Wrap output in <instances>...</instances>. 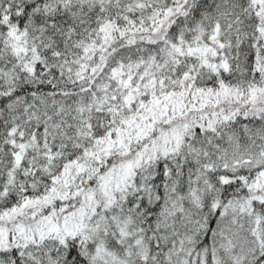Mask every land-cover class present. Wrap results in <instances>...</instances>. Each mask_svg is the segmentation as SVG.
<instances>
[{"label": "snow or ice", "instance_id": "6c2138e0", "mask_svg": "<svg viewBox=\"0 0 264 264\" xmlns=\"http://www.w3.org/2000/svg\"><path fill=\"white\" fill-rule=\"evenodd\" d=\"M0 264H264V0H0Z\"/></svg>", "mask_w": 264, "mask_h": 264}]
</instances>
